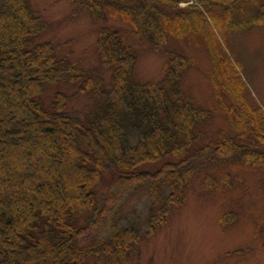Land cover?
<instances>
[{"label": "trees", "instance_id": "trees-1", "mask_svg": "<svg viewBox=\"0 0 264 264\" xmlns=\"http://www.w3.org/2000/svg\"><path fill=\"white\" fill-rule=\"evenodd\" d=\"M70 1L100 21L93 48L100 67L110 71L108 83L99 68L82 69L68 50L45 37L50 24L31 0H0V77L5 80L0 86V264H129L131 250L182 202L190 180L188 166L189 177L198 168L195 163L205 167L204 180L214 189L241 179L232 168L241 172L249 166L264 173V111L242 92V80L229 58L222 53L219 66L225 78L218 72L217 82L228 84L226 111L234 134L219 130L201 144L198 123L207 114L179 87L186 57L167 47L191 31V23L210 18L224 26L230 7L244 0H197L182 9L174 0ZM103 7L126 24L124 31L100 15ZM200 7L208 9L209 18ZM128 35L167 55L160 82L134 79L138 53ZM215 54L220 55L217 50ZM14 76L20 81L14 82ZM69 90L87 100L79 113L70 111ZM47 160L54 164L47 165ZM65 160L71 163L68 170L63 169ZM156 162L160 165L148 168ZM217 164L225 166L215 171ZM115 174L122 177L119 183L147 182V225L143 230L114 225L107 237L82 243L79 233L88 226L99 222L95 233L104 231L103 213L88 222L83 214L95 212L98 188L105 175ZM169 176L180 183L167 193L159 180ZM78 217L86 225L77 227L82 222Z\"/></svg>", "mask_w": 264, "mask_h": 264}, {"label": "rangeland", "instance_id": "rangeland-1", "mask_svg": "<svg viewBox=\"0 0 264 264\" xmlns=\"http://www.w3.org/2000/svg\"><path fill=\"white\" fill-rule=\"evenodd\" d=\"M174 1L178 2L181 9L197 3V0ZM259 1L234 3L227 11L229 18L222 27L217 22L213 24L206 7H200L205 18H209V23H191V31L178 40H171L167 46L168 51L175 50L186 57L178 77L181 92L207 114L198 123L204 137L201 144L214 139L219 130L234 134L226 111L230 99L224 86L228 84L221 86L217 82V73H223L224 70L223 66H219L222 53L229 58L241 78L244 95L247 93L253 105L264 111V0ZM31 3L50 24L45 37L59 45L63 51L68 50L71 59L77 61L82 69L99 68V73L108 83L110 71L100 67L93 48L100 21L91 20L87 8L78 10L70 0H31ZM209 9L221 12L214 7ZM100 15L108 17L107 23L125 30L126 24L113 19L118 18L115 12L103 7ZM223 15L225 12L218 14L220 17ZM128 41L138 53L133 62L134 79L145 84L160 82L167 55L149 45L140 44L131 35H128ZM220 76L225 78L223 74ZM13 80L19 82L20 77L14 76ZM4 81L0 77V86L4 85ZM67 93L71 94L70 111H82L87 100L82 95H74L73 90ZM27 121L29 126H35L31 118ZM10 142L17 140L11 139ZM171 161L182 162L177 158ZM13 163V159L9 161L10 166ZM53 164V160H47V165ZM195 164L198 168H192L190 177V166L186 169L189 170L186 174L190 180L184 195H181L182 202L169 211L166 221L147 234L139 248L131 250L129 264H264L263 170L256 168L253 171L248 166L238 172L232 168L233 175L241 179L235 180L230 186L223 184L220 189H214L204 180L206 168ZM158 165L160 163L156 162L148 168L153 169ZM70 166V160H65L63 169L68 170ZM224 166L217 164L212 168L217 171ZM105 176V183L98 188L95 212L83 214L88 222L95 214L103 213L101 224L105 226L104 231L99 235L95 233L99 222L95 226L90 225V228L88 226L84 232L79 233L82 243L99 240V236L107 237L114 225H136L142 230L147 225L146 219L151 211L146 193L147 182L123 184L119 183L121 176ZM177 181L179 179L173 176H169L166 181L159 180V183L166 184L161 190L167 193L170 187L176 190ZM55 192L61 195L60 190ZM78 219L82 222H78L77 227L86 225L84 217Z\"/></svg>", "mask_w": 264, "mask_h": 264}]
</instances>
